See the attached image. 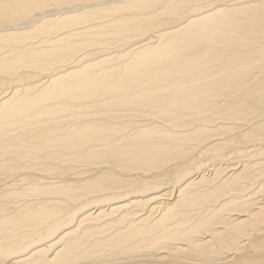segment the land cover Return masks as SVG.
<instances>
[{
	"label": "bare ground",
	"instance_id": "6f19581e",
	"mask_svg": "<svg viewBox=\"0 0 264 264\" xmlns=\"http://www.w3.org/2000/svg\"><path fill=\"white\" fill-rule=\"evenodd\" d=\"M0 264H264V0H0Z\"/></svg>",
	"mask_w": 264,
	"mask_h": 264
}]
</instances>
